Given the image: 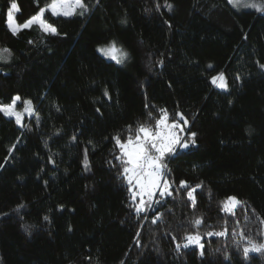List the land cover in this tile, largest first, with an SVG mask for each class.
<instances>
[{"label":"trees","instance_id":"obj_1","mask_svg":"<svg viewBox=\"0 0 264 264\" xmlns=\"http://www.w3.org/2000/svg\"><path fill=\"white\" fill-rule=\"evenodd\" d=\"M50 1L16 0V22ZM85 2L82 16L46 11L52 35L13 34L11 0H0V101L19 95L35 109L23 127L0 113V264H264V253L245 258L239 235L263 241L264 12L228 0ZM111 41L128 53L122 64L96 51ZM220 72L227 89L211 82ZM161 108L183 113L196 144L165 158L173 194L137 215L114 137L154 125ZM228 196L244 202L235 216L221 210ZM196 217L203 256L183 247ZM225 226V237L204 235Z\"/></svg>","mask_w":264,"mask_h":264},{"label":"snow or ice","instance_id":"obj_2","mask_svg":"<svg viewBox=\"0 0 264 264\" xmlns=\"http://www.w3.org/2000/svg\"><path fill=\"white\" fill-rule=\"evenodd\" d=\"M230 2H232L234 6H241V0H230ZM165 3L169 9L173 7L172 4L167 3V0H165ZM243 6H250L264 12V4L251 3L250 5L244 4ZM157 7H159V5H157ZM88 10L89 6L85 0H51L46 7L40 8L36 14L27 19L23 24H19L16 22L13 15L14 12L19 11V7L16 0H11L7 10V26L13 34L35 25L46 34L59 35L56 26L49 23L48 20L44 18L46 11H50L53 16L72 17L77 14L82 16ZM7 51V49L0 50V52ZM98 51L106 56H110L113 60H116L117 63H123L128 57V53L122 48H119L116 41H111L108 45L98 48ZM160 63H162V61H160ZM209 67L211 68L212 65H209ZM260 67L264 69V64L260 65ZM211 82L221 89L228 88L223 72L213 76ZM104 94L108 95L107 91H105ZM18 101H21L19 95L11 97L8 103L0 101V113L4 116L14 117L16 123L23 127V118L25 114L32 115L35 109L31 100H23V108L22 110H18ZM158 111V119L153 117L152 113L148 114L155 120L154 125L140 123L135 128L134 134L131 126H129V134L124 141L120 139L119 134L114 137L116 145L121 153L116 159L120 160L123 165V171L120 175L123 176L127 182L137 215L151 209L154 204H159L161 201L155 199L157 195L159 197H166L172 196L173 194L172 183L174 182L167 179L166 173L170 170H168L167 164L164 162L165 158L175 153L178 147L188 148L189 145L196 144L197 133L189 130L188 135H184L185 126L189 124V121L183 116V113L177 112L174 114L177 118L170 119L167 109L161 108ZM73 139H75V137H73ZM12 148H15V145H12L9 149L10 152ZM84 163L85 167H88L87 159H85ZM0 167H2V165H0ZM180 187L187 188L188 185L182 180L180 181ZM200 187L201 185L197 184L195 188L187 192L188 199L191 201L193 208L196 206V199L193 193ZM137 198H139L138 202ZM220 203L221 210L232 216H235L236 209L244 204V202L240 201L236 196H228ZM23 207L24 205H18L17 210ZM162 216V213L157 212L155 216L152 217V222L157 223L162 219ZM244 218L245 220L248 219L246 215ZM44 219L47 220L48 217L45 216ZM145 219H147V217H145ZM191 223L196 226L197 231L185 233L183 237L185 240L183 247L188 248L189 246H197L200 249V255L203 256L205 245L202 243V236L198 231L199 226L203 224V217H196ZM237 223H239V221H237ZM261 223L264 224V220H262ZM23 227L26 231L30 229L28 225H23ZM204 235L225 237L228 235V228L225 226L221 231H208ZM232 235H237L235 229L232 230ZM239 235L242 239L247 240V244L243 248L245 258H247L251 252L264 253V243H257L250 237H245L243 232H240ZM137 236H139V232ZM173 239H175V237H173ZM137 243H139V241H137ZM180 248L181 244L177 243L176 249L179 250ZM217 251H219V249H217ZM225 259H228L227 253H225Z\"/></svg>","mask_w":264,"mask_h":264},{"label":"rangeland","instance_id":"obj_3","mask_svg":"<svg viewBox=\"0 0 264 264\" xmlns=\"http://www.w3.org/2000/svg\"><path fill=\"white\" fill-rule=\"evenodd\" d=\"M51 2V1H50ZM49 2V3H50ZM228 2L230 3V5L233 7V8H235V9H249V10H254V11H260V10H258V9H256V8H253V7H250V6H248V7H245V6H243L244 4H251V3H257V4H264V0H241V6H239V7H237V6H234L233 5V3L232 2H230V0H228ZM48 3V4H49ZM47 4V5H48ZM46 5V6H47ZM45 6V7H46ZM15 14V12L13 13V15ZM78 15V14H77ZM6 18H7V15H6ZM21 24H23V23H21ZM110 42H108V43H103V44H98V45H96V51L100 54V55H102L103 57H105L106 59H109V60H112V61H114V62H116V60H113L110 56H106V55H104L103 53H101V52H99L98 51V48H100V47H103V46H106V45H108ZM118 46V45H117ZM119 48H122V47H120V46H118ZM123 49V48H122ZM124 50V49H123ZM125 51V50H124ZM124 62V61H123ZM117 63V62H116ZM118 64H122V63H118ZM26 100H29V99H26ZM22 108H23V100H21V101H18V103H17V109L18 110H22ZM25 116H30V115H28V114H25ZM24 116V117H25ZM14 118V117H13ZM175 118H177V117H175ZM15 119V118H14ZM130 194H131V192H130ZM132 195V194H131ZM138 200H139V198H137V202H138ZM185 243V241L183 242V244ZM261 243H264V233H263V241L261 242ZM246 246V245H245ZM244 246V247H245Z\"/></svg>","mask_w":264,"mask_h":264}]
</instances>
